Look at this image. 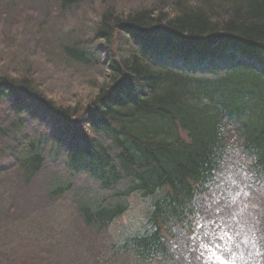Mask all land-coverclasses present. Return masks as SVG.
<instances>
[{"label": "trees", "instance_id": "16d2710c", "mask_svg": "<svg viewBox=\"0 0 264 264\" xmlns=\"http://www.w3.org/2000/svg\"><path fill=\"white\" fill-rule=\"evenodd\" d=\"M129 3L0 0V264H220L199 228L217 185L247 169L264 195V0ZM139 197L148 228L114 241L121 256L81 250Z\"/></svg>", "mask_w": 264, "mask_h": 264}, {"label": "rangeland", "instance_id": "374dc122", "mask_svg": "<svg viewBox=\"0 0 264 264\" xmlns=\"http://www.w3.org/2000/svg\"><path fill=\"white\" fill-rule=\"evenodd\" d=\"M97 2L94 3V9L87 8L82 10V14L84 12L86 15L89 14L87 17L88 22L94 21L99 15L98 10L100 11V9ZM112 2L117 4L116 8L118 10L126 11L127 8H124L126 5L128 8L135 7L133 4L130 5L129 0H112ZM22 14L28 22L37 20L30 11H24ZM57 20L59 21V19ZM64 20H67V18ZM13 22H17V20H13L12 24L8 25L9 27H5L6 33L12 32L15 24ZM17 29L19 33L16 31ZM29 30L30 26H26V23L23 24V21L18 22V26H15L14 29L18 35L24 34L23 40L42 42L43 36L32 34L28 32ZM27 32L29 35L26 34ZM32 55L26 56L24 60H31ZM21 57L19 56V58ZM98 72L100 71L91 69L86 70L85 74H79L80 78L75 75L71 76V83L68 82V84L75 85H71L69 90H64L66 95L71 97L70 101L74 100L73 94L76 98H80V92L83 95L87 93V89H84L87 87H84L85 85L81 78L90 80L97 78L99 77ZM51 84L53 83L49 85ZM247 171V169H242L238 173H228L223 181L225 194L214 195L213 200L215 205L206 207L211 214L208 217V221H205V228L208 231V236H216V238L217 236H221L223 238L221 246L226 253L222 257L223 262L226 264H264L255 262L253 259L260 252H264V195ZM225 198L227 199L225 200ZM149 205L148 200L135 198L131 202L129 211L115 221L108 231H105L101 235H96L92 239H89L88 235L79 237L76 241L84 246L81 247V250L87 255L95 254L104 257L110 251L114 241L117 242L129 237V235H135L138 231L137 235L143 233L146 229ZM112 253H115V251ZM119 256L121 255L118 254L117 257ZM149 264H172V262L159 258Z\"/></svg>", "mask_w": 264, "mask_h": 264}, {"label": "water", "instance_id": "95a60500", "mask_svg": "<svg viewBox=\"0 0 264 264\" xmlns=\"http://www.w3.org/2000/svg\"><path fill=\"white\" fill-rule=\"evenodd\" d=\"M121 27H124V24H122V25L120 26V28H121ZM156 29H158V28L148 29V30H146V29H145V30H142V29H141V31H142V32H147V33H151V34H153V33L156 31Z\"/></svg>", "mask_w": 264, "mask_h": 264}, {"label": "bare ground", "instance_id": "6f19581e", "mask_svg": "<svg viewBox=\"0 0 264 264\" xmlns=\"http://www.w3.org/2000/svg\"><path fill=\"white\" fill-rule=\"evenodd\" d=\"M127 26H129V25H127ZM158 29H156V33L158 32V30H160V27H157ZM238 39V38H236V37H231V39ZM213 40L211 39V41L209 42V43H211Z\"/></svg>", "mask_w": 264, "mask_h": 264}]
</instances>
